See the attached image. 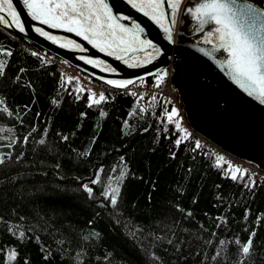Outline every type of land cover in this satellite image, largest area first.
<instances>
[{"label":"trees","instance_id":"1","mask_svg":"<svg viewBox=\"0 0 264 264\" xmlns=\"http://www.w3.org/2000/svg\"><path fill=\"white\" fill-rule=\"evenodd\" d=\"M0 49V264H236L253 230L244 264H264V179L183 141L164 96L92 78L107 99L89 106L46 50L1 26Z\"/></svg>","mask_w":264,"mask_h":264},{"label":"snow or ice","instance_id":"2","mask_svg":"<svg viewBox=\"0 0 264 264\" xmlns=\"http://www.w3.org/2000/svg\"><path fill=\"white\" fill-rule=\"evenodd\" d=\"M22 3L32 20L39 21L53 29H64L67 32L75 33L76 36L81 37L99 51L105 52L109 56H115L117 60L123 59V62L129 64L130 67L137 66V64H130L128 59H124V56L130 52H143V57L138 61L141 65L150 63L161 54V48L152 39L144 36V28L135 20L130 26L120 22V14L114 11L108 0H22ZM126 3L157 24L169 42H174L173 27L177 23V17L185 11L197 23L198 31L205 25H214L210 31L204 33L203 42L212 45L216 50L227 53V57L221 60L220 64L226 66L232 81L249 97H254L261 105H264V6H261L264 5V0H260V3L244 0L242 4H237V0H199L186 8L181 7V0H126ZM165 4L170 10V19ZM5 12L7 16L0 15V23L9 27L14 26L20 32H24L25 24L14 6L13 0H0V13ZM123 19L131 18L123 17ZM35 31L54 43L66 40V43H61V47L71 46L76 49L82 47L80 43L66 37L53 35L42 27H36ZM0 51L7 52L6 49H0ZM200 51L206 52L203 48ZM7 54L11 55L10 52ZM206 54L212 55L211 52H206ZM80 59L97 67L103 64V61L98 58L81 56ZM104 70L113 73L117 71L116 68L107 66ZM3 71V64L0 63V74H3ZM167 76V70H157L155 73L156 85L159 86ZM106 82L108 85L125 91L128 90L127 86L133 83L131 79H107ZM81 91L89 93L87 96L89 106L100 105L107 99L104 92L97 96L91 89L85 90L77 85L76 92ZM133 94L135 95V93ZM79 98V95H76V99ZM4 111L7 109L5 108ZM80 115L84 116L85 113H80ZM100 115L103 116L104 113L101 112ZM166 117L168 121L174 122L181 137L186 139L187 137L184 135L186 129L181 126L178 108L172 106L170 111L166 112ZM60 135L61 139H68L67 136ZM180 143L181 139L175 140L176 145ZM196 144L199 147V141ZM170 154L174 155V153ZM222 160L223 157H218L217 165ZM228 168L231 170L233 180L237 179V173L241 176L245 175L238 167H233L230 163ZM120 175L124 176L125 173L121 171ZM94 177L93 184L99 182L98 171L94 173ZM251 186L255 187L254 181L251 182ZM80 187L89 194L93 192V188L86 184H81ZM119 191V187L108 186L102 192V196L111 205H116ZM254 234L253 230L242 246L237 248L236 264H244V258L251 257ZM19 235L22 239L25 233L21 232ZM236 243L240 245L239 241ZM220 244L223 245L224 241L221 240ZM16 255L15 250L10 253L12 257ZM77 256L79 257L80 253H77Z\"/></svg>","mask_w":264,"mask_h":264},{"label":"water","instance_id":"3","mask_svg":"<svg viewBox=\"0 0 264 264\" xmlns=\"http://www.w3.org/2000/svg\"><path fill=\"white\" fill-rule=\"evenodd\" d=\"M118 1L125 14L145 21L141 24L138 20V24L144 28V36L152 39L161 48L160 56L148 64H139L136 67L112 64L117 69L113 73L74 60L73 51L56 45L31 30L27 29L21 36L97 80L136 81L151 77L157 70L170 66L172 83L179 92L190 124L224 150L253 162L264 170V105L254 97H249L232 81L226 66L220 64L227 57V53L203 42L204 33L210 31L214 25H205L198 31L197 23L185 11L179 15V25L175 24L173 27L174 42H169L157 24L153 27L146 22L148 17L134 14L139 11L131 8L125 0ZM13 2L25 23L28 17L22 5L17 0ZM197 2L199 0H184L181 7H190ZM243 2L244 0H237V4ZM64 33L70 35L68 32ZM201 48L212 55L200 51ZM86 55L109 61L107 55L106 58L104 53L91 47L86 49Z\"/></svg>","mask_w":264,"mask_h":264},{"label":"built area","instance_id":"4","mask_svg":"<svg viewBox=\"0 0 264 264\" xmlns=\"http://www.w3.org/2000/svg\"><path fill=\"white\" fill-rule=\"evenodd\" d=\"M47 60H51L52 58L47 56L45 57ZM57 67L61 70V74L64 77H70V76H78L79 81L82 83V85L85 88L91 89L92 92L96 93V95L103 91V86H101L97 82H93L86 77H82L77 74L74 67L69 66L65 64L62 61H56ZM128 90L125 91L124 89H121L125 94H128L129 92H134L136 96V103H140L143 101H148L151 99H155L156 97L162 95L166 97L167 103L169 104V107L175 106L179 110V119L180 123L183 126L184 129H186V133L184 134L187 138V140H190L192 142L199 141V146H201L204 149H209L213 151L214 153H222L225 154L227 157V161L232 162L236 165H240L243 168L247 169L251 175L253 176V179H264V171L258 168L256 165L252 163L244 162L240 159L235 158L234 156L227 154L223 152L216 144L209 141L206 137L196 132L188 123L186 111L184 108V105L182 104L177 90L174 88L170 76L168 75L166 79L159 85H156L155 77L150 79H144V80H138L133 82L132 84L127 86ZM185 139V138H182Z\"/></svg>","mask_w":264,"mask_h":264},{"label":"flooded vegetation","instance_id":"5","mask_svg":"<svg viewBox=\"0 0 264 264\" xmlns=\"http://www.w3.org/2000/svg\"><path fill=\"white\" fill-rule=\"evenodd\" d=\"M17 1H19L20 4H21L22 7H23L22 0H17ZM125 1H126V0H125ZM183 1H184V0H181V5H182ZM108 2L113 6L114 11L120 14V16H121L120 22H121V23H124V24L130 26L133 20H135V22H137V23L140 21L141 24L145 22L143 19L135 18V17H133V16L130 15V14H125L126 12H124V10H123L124 8L120 5V3H119L118 0H108ZM14 6H15V5H14ZM126 8H127V7H126ZM165 9L168 11L169 19H170V18H171V17H170V10L167 9V5H166V4H165ZM23 10H24L25 14H26L27 17H28V20L25 21V23H24V24H25V31H24V32H26V30L28 29V30H31V31L37 33V32L35 31V28H36V27H42L45 31H47V32H49V33H51V34H53V35H58V36H60V37H66V38H68V39H71V40H74V41L80 43V44L82 45V47H81L80 49H76V48H73V47H71V46H69V47H64V48H67V49L73 51L72 55H73V59H74V60L79 61V62H85L84 60L80 59L81 56L92 57V56L86 55V49H87L88 47L94 48V49H96V50L99 51V49L93 47L91 44H89L87 41L83 40L81 37L76 36L75 33H70V32H68V33H70V35H69V34L64 33V32H67V31L64 30V29H53V28H50L48 25H44V24L40 23L39 21H34V20H32V18L27 14V12H26V10L24 9V7H23ZM128 10H129V9H128ZM17 11H18V10H17ZM122 14H123V15H122ZM134 14H137L138 16H144L141 12L134 13ZM0 15H5V16H7V13H6V12H5V13H0ZM123 17H130L131 19H123ZM145 17H146V16H145ZM146 18H147V17H146ZM180 18H181V17H179V16L177 17V23H176L177 25H179V23L181 22V19H180ZM138 20H139V21H138ZM147 20H148V21H146V22H147L148 24H151L153 27L157 26L152 20H149L148 18H147ZM0 26H1L2 28H4L6 31H8V32H10V33H12V34H14V35L21 36V35L24 33V32H20V31H19L17 28H15L14 26H13V27H9V26H7V25H5V24H3V23H0ZM60 31H64V32H60ZM37 34L40 35L39 33H37ZM40 36H41V35H40ZM21 37H22V36H21ZM42 37H44V36H42ZM44 38L47 39L46 37H44ZM47 40H49V39H47ZM49 41H51V40H49ZM51 42H52V41H51ZM52 43H54V42H52ZM61 43H66V40H62L60 43H54V44L61 46ZM102 53L105 54V57H106V58H107V56L109 57V61H107V60H102V59H99V58H98L99 60L103 61V64H102V65H100L99 67L94 66V65H92V64H89V65H92V66H94V67H96V68H98V69H101V70H104L105 66H107V67H112V64H116V65H118V64L122 65V64H123V65H125V66H129V64H125V63L123 62V59H121V60H117V59L115 58V56H109V55H107L105 52H102ZM118 54H119V55H124L123 53H118ZM106 55H107V56H106ZM142 57H143V52H130V53H128L126 56H124V59H128L130 64H137V65H139L138 61H139ZM92 58H96V57H92ZM85 63H86V62H85ZM87 64H88V63H87ZM104 81H107V79L104 80Z\"/></svg>","mask_w":264,"mask_h":264}]
</instances>
